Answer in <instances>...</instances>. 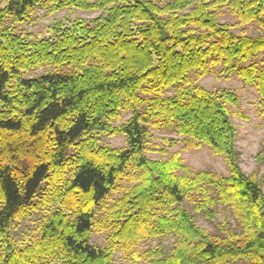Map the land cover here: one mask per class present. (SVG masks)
<instances>
[{
    "label": "trees",
    "instance_id": "obj_1",
    "mask_svg": "<svg viewBox=\"0 0 264 264\" xmlns=\"http://www.w3.org/2000/svg\"><path fill=\"white\" fill-rule=\"evenodd\" d=\"M38 7L99 14L27 40L15 27ZM251 23L264 29V0H0V264H115L118 251L131 264H264V191L240 167L232 121L246 117L241 95L199 83L236 74L264 123V34ZM154 129L177 137L154 143ZM203 146L228 175L186 163ZM40 209L18 240L16 222ZM196 216L221 221L209 230ZM163 237L170 247L140 250Z\"/></svg>",
    "mask_w": 264,
    "mask_h": 264
},
{
    "label": "rangeland",
    "instance_id": "obj_2",
    "mask_svg": "<svg viewBox=\"0 0 264 264\" xmlns=\"http://www.w3.org/2000/svg\"><path fill=\"white\" fill-rule=\"evenodd\" d=\"M164 1V0H157ZM98 12H85L78 9H63L56 13H49L45 7H38L32 14L31 19H28L21 24L16 25L18 34H21L27 40H36L37 38L48 36L50 26L56 22L62 20L68 23V20L72 21L76 18L92 19L98 16ZM221 21L231 22L236 24L237 19L226 13L221 18ZM248 33L252 36H260L264 34V29L257 23H251L246 27ZM241 27H235V32L240 33ZM259 59H264V56H260ZM43 68H37L35 70L26 72L28 77L40 75L43 73ZM199 83L207 89L214 88H232L239 92L241 95V107L244 111L245 118L233 117L232 121L237 128L236 148L239 153V164L241 169L247 175H254L259 180L262 189L264 191V123L261 122L256 116V100L257 92L256 88L248 83L242 81L236 74L226 76L223 72L219 71L218 74H209L202 79H199ZM165 136L177 137L176 132L172 130H153V142L161 143V139ZM100 141L103 144L112 147L125 146V137L121 134L117 135H101ZM179 147H175L172 150H177ZM183 157L186 159V163L195 170H210L216 174L228 175L229 168L227 162L223 156L215 155L208 146L194 151H183ZM149 157L157 158L158 154L149 152ZM185 206L195 214L192 205ZM44 212L42 209L34 212L31 216L26 217L20 222H16V227L13 230V235L20 241L26 242L31 239L33 235L38 231V225L42 221ZM196 219L203 227L213 230L215 225L221 221V216H218L215 220H207L201 216H196ZM91 241L94 245L104 246L107 241L106 232L93 231L91 235ZM173 239L166 237L160 239H153L143 242L140 245V250L147 247H155L161 244L166 247H170ZM115 264H131L123 252L118 251L115 255ZM139 264H145L139 262Z\"/></svg>",
    "mask_w": 264,
    "mask_h": 264
}]
</instances>
